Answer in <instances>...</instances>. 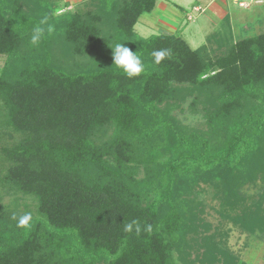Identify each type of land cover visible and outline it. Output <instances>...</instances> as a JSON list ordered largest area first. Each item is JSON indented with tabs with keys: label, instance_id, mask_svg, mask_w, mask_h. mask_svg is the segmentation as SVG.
Instances as JSON below:
<instances>
[{
	"label": "trees",
	"instance_id": "trees-1",
	"mask_svg": "<svg viewBox=\"0 0 264 264\" xmlns=\"http://www.w3.org/2000/svg\"><path fill=\"white\" fill-rule=\"evenodd\" d=\"M156 3L0 0V264H238L219 222L264 236V194L242 193L264 184V26L219 39L217 54L192 50L135 33ZM45 17L52 31L32 45ZM113 42L142 74L114 65ZM160 49L171 54L157 65ZM183 104L203 121L183 124ZM27 211L31 226L17 228L12 214ZM133 220L153 231L125 232Z\"/></svg>",
	"mask_w": 264,
	"mask_h": 264
},
{
	"label": "rangeland",
	"instance_id": "rangeland-1",
	"mask_svg": "<svg viewBox=\"0 0 264 264\" xmlns=\"http://www.w3.org/2000/svg\"><path fill=\"white\" fill-rule=\"evenodd\" d=\"M57 1L60 8L70 11L92 8V0ZM263 26L264 0H157L154 10L139 18L134 31L141 38L158 34L179 35L190 49L205 46L217 54L219 39L236 42L261 33ZM3 64L4 57L0 56V69ZM183 105V112L178 109L173 112L183 124L194 126L203 121L199 119V115L188 110L187 104ZM200 190L199 198L205 203V219L217 227L220 221L215 213L218 201L212 198L211 189L206 185H201ZM242 193L255 200L260 194H264V184L257 182L246 186ZM12 200L7 197L4 203L9 204ZM219 226L222 231H229L226 248L238 258V264H264L263 235L246 234L226 222H219Z\"/></svg>",
	"mask_w": 264,
	"mask_h": 264
},
{
	"label": "clouds",
	"instance_id": "clouds-1",
	"mask_svg": "<svg viewBox=\"0 0 264 264\" xmlns=\"http://www.w3.org/2000/svg\"><path fill=\"white\" fill-rule=\"evenodd\" d=\"M45 25H47V31H52V26L48 24V19L45 17L39 22V25L35 26L32 29L31 33V44L37 45L42 37L45 34ZM112 50L114 65L123 70V72L128 77L139 76L144 72L145 65L141 59V57L133 52L129 47H126L124 43L113 42L110 46H108ZM171 54L169 49H160L156 50L152 53L154 57V63L159 65L166 57ZM11 219L16 221V227L25 229L31 226V222L33 221V215L30 211L25 212L22 215H17L15 213L12 214ZM135 230L137 234H140L141 231L146 233H151L153 231V226L151 224H147L141 228V225L138 221L133 220L124 225V231L131 233Z\"/></svg>",
	"mask_w": 264,
	"mask_h": 264
}]
</instances>
